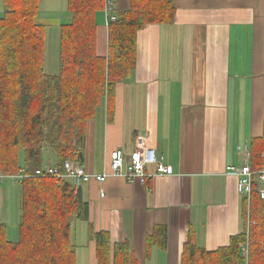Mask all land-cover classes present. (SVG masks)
I'll list each match as a JSON object with an SVG mask.
<instances>
[{
	"label": "crops",
	"instance_id": "1",
	"mask_svg": "<svg viewBox=\"0 0 264 264\" xmlns=\"http://www.w3.org/2000/svg\"><path fill=\"white\" fill-rule=\"evenodd\" d=\"M111 2L115 16L130 6ZM173 2V24L139 32L136 67L117 84L112 115L105 103L87 123L80 161L88 173L102 174L112 151L129 159L142 137L173 175L83 184L89 221L75 220L82 231L78 264H98L91 230L129 243L138 264H180L190 226L209 251L244 231V199L229 171L264 134V0ZM38 20L58 29L69 23L67 0H42ZM97 21V55L107 57L106 13ZM55 165L49 159L40 168ZM156 226L167 227V247H153L147 257L145 239Z\"/></svg>",
	"mask_w": 264,
	"mask_h": 264
},
{
	"label": "trees",
	"instance_id": "2",
	"mask_svg": "<svg viewBox=\"0 0 264 264\" xmlns=\"http://www.w3.org/2000/svg\"><path fill=\"white\" fill-rule=\"evenodd\" d=\"M41 1L2 0L0 175L10 180L22 169L40 168L45 147L61 171L66 160L80 162L87 123L105 103L112 115L117 84L136 67L139 32L176 19L173 0H130L129 9L109 23L108 56L99 57L97 16L105 12L106 0H67L71 21L59 29L60 69L50 76L48 27L38 20ZM250 152L253 169H264V134L252 140ZM19 184V239L8 240L0 217V264H78L72 223L89 221L81 187L55 177H30ZM244 214V231L215 251L200 247L190 226L180 264H264V200L256 190L249 204L244 200ZM91 235L98 264H138L129 243L113 244L107 231L91 230ZM167 240V227L156 226L145 239L147 257L153 247L165 249Z\"/></svg>",
	"mask_w": 264,
	"mask_h": 264
},
{
	"label": "built area",
	"instance_id": "3",
	"mask_svg": "<svg viewBox=\"0 0 264 264\" xmlns=\"http://www.w3.org/2000/svg\"><path fill=\"white\" fill-rule=\"evenodd\" d=\"M104 11L107 17V25L116 20V16L113 15L111 0H106ZM151 167L154 168V171L150 172ZM27 171V169H22L19 175L12 178L20 183L30 177H55L59 180H73L76 187H81L92 180L104 183L110 177L122 178L127 182H134L135 180L145 182L152 177L173 175V169L165 163V158L159 156L154 149L150 148L147 140L142 137L138 139L137 147L129 159L126 158L121 149L112 151L109 156V163L106 164L104 172L99 175L88 173L79 162L72 160H66L63 163V171L57 165L38 168L32 173ZM229 175L237 178V191L244 200H247L248 204L255 190L260 198L264 200V169H253L251 153L248 149L245 150L244 164L231 169ZM6 179L7 176L0 175L1 183Z\"/></svg>",
	"mask_w": 264,
	"mask_h": 264
},
{
	"label": "rangeland",
	"instance_id": "4",
	"mask_svg": "<svg viewBox=\"0 0 264 264\" xmlns=\"http://www.w3.org/2000/svg\"><path fill=\"white\" fill-rule=\"evenodd\" d=\"M0 7L4 10L2 1L0 0ZM3 11L0 12V16ZM57 27H49L46 30V59H45V70L47 75L56 76L59 74L60 69V33ZM49 151V155H47ZM43 165H46L49 159L56 160L54 152L45 147L40 154ZM45 163V164H44ZM45 167V166H43ZM42 167V168H43ZM13 188H9V186ZM20 184L15 180L7 179L4 182H0V214L2 215L1 221H5L7 227V238L10 241H17L19 239L18 227L20 219ZM18 222V223H17ZM80 222H77L78 228L75 221L72 223V239L75 246L81 245V241L77 240V235L80 237L82 231L79 227ZM14 235V239H12ZM82 251V249L80 250Z\"/></svg>",
	"mask_w": 264,
	"mask_h": 264
},
{
	"label": "bare ground",
	"instance_id": "5",
	"mask_svg": "<svg viewBox=\"0 0 264 264\" xmlns=\"http://www.w3.org/2000/svg\"><path fill=\"white\" fill-rule=\"evenodd\" d=\"M74 161V160H73ZM79 162V161H78ZM44 168V167H43Z\"/></svg>",
	"mask_w": 264,
	"mask_h": 264
},
{
	"label": "water",
	"instance_id": "6",
	"mask_svg": "<svg viewBox=\"0 0 264 264\" xmlns=\"http://www.w3.org/2000/svg\"><path fill=\"white\" fill-rule=\"evenodd\" d=\"M82 161H83V158H82Z\"/></svg>",
	"mask_w": 264,
	"mask_h": 264
}]
</instances>
